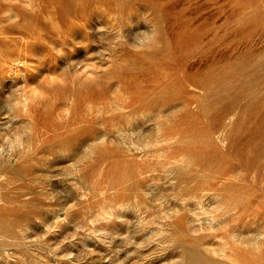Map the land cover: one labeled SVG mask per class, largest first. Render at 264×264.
<instances>
[{
  "label": "rangeland",
  "instance_id": "1",
  "mask_svg": "<svg viewBox=\"0 0 264 264\" xmlns=\"http://www.w3.org/2000/svg\"><path fill=\"white\" fill-rule=\"evenodd\" d=\"M192 250L264 264V0H0V264Z\"/></svg>",
  "mask_w": 264,
  "mask_h": 264
},
{
  "label": "bare ground",
  "instance_id": "2",
  "mask_svg": "<svg viewBox=\"0 0 264 264\" xmlns=\"http://www.w3.org/2000/svg\"><path fill=\"white\" fill-rule=\"evenodd\" d=\"M37 21V20H36ZM68 33V32H67ZM53 34V33H52ZM52 37V36H51ZM109 40V39H108ZM94 86V85H93ZM72 87V86H71ZM75 87V86H74ZM83 88H84V86H83ZM82 88V89H83ZM74 89V88H73ZM87 89V88H86ZM90 89V88H89ZM84 90V89H83ZM91 90V89H90ZM145 90H146V88H145ZM88 91V90H87ZM139 91V90H138ZM142 91V90H141ZM82 92V91H81ZM86 92V91H85ZM147 97V96H146ZM148 99V98H147ZM150 99V98H149ZM149 99H148V101H147V103L149 102ZM151 100V99H150ZM142 101H145V100H143L142 99ZM142 103H144V102H142ZM150 103V102H149ZM25 105V104H24ZM27 107V106H26ZM25 111H26V109H25ZM30 112H31V110H30ZM159 127V126H158ZM202 226V225H201ZM212 230V229H211ZM165 232V231H164ZM235 236V235H234ZM223 252L224 253H222L223 254V256L222 257H228V258H230L231 259V257H230V255L229 254H227V252L225 251V250H223ZM189 258H190V263L189 264H205V261L206 260H203V256H201L200 255V253H198L197 251H194V250H192V252H190V256H189ZM207 259V258H206ZM207 261L209 262L210 260L209 259H207ZM232 262V261H231ZM210 263H212V262H210ZM188 264V263H187ZM209 264V263H208Z\"/></svg>",
  "mask_w": 264,
  "mask_h": 264
}]
</instances>
